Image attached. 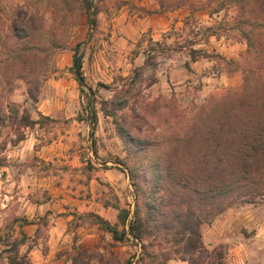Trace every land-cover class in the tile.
<instances>
[{
    "label": "rangeland",
    "instance_id": "obj_1",
    "mask_svg": "<svg viewBox=\"0 0 264 264\" xmlns=\"http://www.w3.org/2000/svg\"><path fill=\"white\" fill-rule=\"evenodd\" d=\"M208 2L94 0L98 12L94 13L96 22L91 25L92 15H79L77 11H73L70 18L61 24L60 21L56 22V9L50 0H0V20L5 29L18 17H33L38 26L61 27L62 30L67 27L68 30L66 48L47 58L41 55L34 68L26 64L14 70H5V65L0 64V264H30L26 253L30 243L22 230L23 212L19 211L18 202L14 203L16 199L5 196L13 192L12 188L9 190V186H6L8 176L3 167L9 164L10 150L27 133L39 135V129L43 127L45 133L42 139L47 141L59 130L54 119L39 110L56 105L53 95L59 90L65 89V103L69 105L67 114L70 116L61 120L87 122L90 142L86 148L92 154L82 159L84 164L81 168L72 170L64 163L53 169L47 168L46 163L36 158L30 159L28 164L37 167L41 174L53 172L56 175L54 182L67 180L75 184L88 182L94 169H120L124 172V187L119 188L116 184L99 179L98 199L101 197L112 204L118 209V214L126 208L133 215L135 190L124 164L126 161L129 166L134 165L124 145V119L130 121L133 118L132 108L137 107L139 102L152 103L161 97L168 101L176 100L182 109L191 112L216 92L242 84V70H231L233 64L217 57L221 55L242 62L246 56L245 41L236 30L229 29L234 27L233 18L237 15V9L232 5L214 12L215 3ZM127 10L137 16L168 10L180 12L168 30L158 33L151 27L144 32L139 30L128 42L118 45L113 39L120 33L113 24L115 18ZM12 39H6L5 34L1 38L7 44ZM150 39L160 44L151 43ZM26 42L20 41L21 45ZM78 44L79 53L83 54L85 86L81 85L73 71L74 47ZM192 50L199 55L197 60L192 59ZM2 51L0 47V53ZM146 61L154 63V66L146 65ZM142 66H145L143 76L136 79L134 71ZM30 69L33 76L40 80L37 100L31 98L26 83L18 78L29 73ZM126 88L131 89L128 107H124ZM103 106L113 114L104 113ZM93 109L97 113L96 124H92L90 119ZM157 112L149 118L151 123L167 126L164 119H169L171 112ZM26 118L35 122L26 124ZM168 122L171 124V121ZM118 127L122 128L123 134H120ZM38 187V197H41L44 186L38 184ZM74 217L72 226L84 222L96 223L90 214ZM114 225L120 230L124 228L119 219ZM200 231L203 243L209 249L224 245L228 264H264V194L255 197L253 202L228 207L211 222L203 223ZM148 239L140 241L128 236L123 241L113 238L110 242L101 235L100 241L91 249L78 250L72 264H159L161 260L153 261L145 254L143 244L148 246L151 238ZM147 250L155 253L158 248L148 247ZM174 260L181 259L174 257L168 264H176Z\"/></svg>",
    "mask_w": 264,
    "mask_h": 264
},
{
    "label": "trees",
    "instance_id": "obj_2",
    "mask_svg": "<svg viewBox=\"0 0 264 264\" xmlns=\"http://www.w3.org/2000/svg\"><path fill=\"white\" fill-rule=\"evenodd\" d=\"M50 1L60 24L73 11L88 17L93 9L98 12L94 0ZM212 3L214 12L232 5L237 9L234 27L229 29L236 30L245 41L246 56L242 62L217 57L233 64L231 70H242V84L216 92L191 112L173 99L138 101L137 107L132 108L133 118L124 119V145L134 163L131 167L124 161L135 190L133 215L129 209L120 210L118 219L124 226L120 230L91 214L116 241L128 236L140 241L151 238L143 248L148 258L161 260L159 264H168L174 257L187 264H228L224 245L211 249L205 246L201 225L211 222L228 207L253 202L264 194V0H209L208 4ZM65 28L42 27L33 17H18L5 29L0 20V47L4 50L0 64L5 65V70L26 64L34 68L41 55L47 58L66 48ZM3 33L8 40L13 37L10 44L1 40ZM21 40L27 42L21 45ZM79 46L74 47L73 71L76 68L84 79ZM191 57L197 60L199 55L192 50ZM146 65L154 63L146 61ZM144 69L145 66L135 69L136 79L143 76ZM30 70L18 78L26 83L31 98L37 100L40 80ZM130 92V88L124 91V107L129 105ZM102 110L113 114L105 106ZM161 110L171 112L170 120L164 119L166 127L154 125L149 119ZM90 119L92 124L97 123L95 109L90 111ZM24 120L26 124L35 122L30 118ZM118 128L123 134L122 128ZM148 247H157L158 251L150 253Z\"/></svg>",
    "mask_w": 264,
    "mask_h": 264
},
{
    "label": "crops",
    "instance_id": "obj_3",
    "mask_svg": "<svg viewBox=\"0 0 264 264\" xmlns=\"http://www.w3.org/2000/svg\"><path fill=\"white\" fill-rule=\"evenodd\" d=\"M180 10L158 11L151 14L137 16L130 11L121 12L115 18L114 27L117 28L116 44L128 42L137 31H147L150 27L154 32L166 31L171 27L176 14ZM136 27V28H135ZM143 27V28H142ZM57 104L50 108H40L44 115L50 116L57 124L58 131L47 141L42 139L45 129L41 127L38 133H27L10 150L8 163L3 167L7 171V184L19 211L23 212L26 235V253L30 264H72L73 257L78 250H89L103 235L108 241H113L110 232L100 229L96 223L84 222L72 226L74 216L82 214H96L111 224L118 222V209L97 194L98 181L111 182L119 188L124 187V172L120 169H94L88 177V182L75 184L71 181L54 182L56 175L49 171L41 174L37 167H31L28 162L32 158L43 161L47 168H56L59 164H66L70 170L81 168L82 159L91 156L92 152L86 148L89 127L85 120H61L70 118L65 103V89L53 95ZM39 163V162H38ZM78 171H83L79 169ZM38 182V183H37ZM43 184L42 196L38 197ZM9 204V203H8ZM7 206L6 203H3ZM20 218V217H19ZM24 245V244H22ZM176 264L185 261L174 260Z\"/></svg>",
    "mask_w": 264,
    "mask_h": 264
},
{
    "label": "water",
    "instance_id": "obj_4",
    "mask_svg": "<svg viewBox=\"0 0 264 264\" xmlns=\"http://www.w3.org/2000/svg\"><path fill=\"white\" fill-rule=\"evenodd\" d=\"M93 16H94V11L92 13V17H91V20H90L91 25L94 24V17ZM75 74H76V77H77L78 81L81 83V85L85 86L84 79L82 78L80 72L76 68H75Z\"/></svg>",
    "mask_w": 264,
    "mask_h": 264
}]
</instances>
